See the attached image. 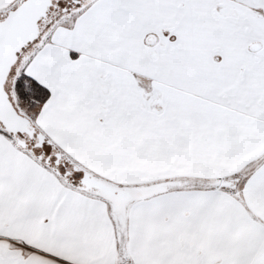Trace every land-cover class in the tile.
<instances>
[{"label":"snow or ice","instance_id":"snow-or-ice-1","mask_svg":"<svg viewBox=\"0 0 264 264\" xmlns=\"http://www.w3.org/2000/svg\"><path fill=\"white\" fill-rule=\"evenodd\" d=\"M0 264H264V0H0Z\"/></svg>","mask_w":264,"mask_h":264}]
</instances>
